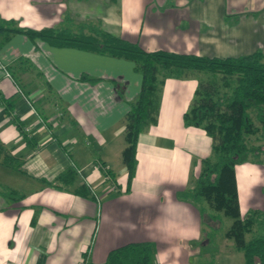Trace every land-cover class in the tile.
<instances>
[{"label":"crops","instance_id":"0c3cea01","mask_svg":"<svg viewBox=\"0 0 264 264\" xmlns=\"http://www.w3.org/2000/svg\"><path fill=\"white\" fill-rule=\"evenodd\" d=\"M0 19L35 30L98 22L144 51L219 58L264 53V0H0ZM18 57L31 65L16 70L27 100L4 75V66ZM132 67L21 34L0 47V95H14L13 114L24 130L0 105V145L22 159L19 171L0 163V264H77L82 258L101 264L111 249L132 242L154 245L153 264H188L189 243L201 239L202 220L177 193L210 153L209 137L182 123L198 75L163 80L156 123L137 136L126 190L122 120L140 86ZM81 73L100 81L80 82ZM261 164L235 166L240 214L259 210L249 192H257ZM68 166L77 175L61 186L54 180ZM82 183L89 198L77 193ZM8 190L13 193L3 197Z\"/></svg>","mask_w":264,"mask_h":264},{"label":"trees","instance_id":"16d2710c","mask_svg":"<svg viewBox=\"0 0 264 264\" xmlns=\"http://www.w3.org/2000/svg\"><path fill=\"white\" fill-rule=\"evenodd\" d=\"M73 27L35 30L18 27L12 20L0 19V47L12 35L21 34L29 40L39 39L54 47L74 48L132 62L133 71L140 75V86L122 120L125 145L120 157L125 167L126 190L134 176L137 136L147 125L156 123L163 80L198 75L191 102L182 114V123L201 129L209 137L210 153L200 160L197 174L177 193V198L195 207L201 218L207 211L212 222L218 219L217 213L228 217L231 222L223 236L242 254V264H264V234H251L246 238L255 227L264 228V210H248L244 216L240 215L235 178L236 165L263 161L259 155L264 156V53L256 49L246 55L219 58L164 50L144 51L136 43L104 31L98 22H78ZM22 63L30 65L25 58L18 57L4 66V70L14 84L15 94L26 98L17 76ZM76 80L100 81L85 73ZM43 86L46 87L45 83ZM15 100L14 95H0L4 114L21 130L13 114ZM28 103L36 111L37 103L31 100ZM261 138V143L254 144ZM0 163L19 171L22 159L12 156L0 145ZM102 174L108 176L117 190L111 172L103 168ZM75 175V168L68 166L54 181L61 186L71 185ZM11 193L13 190L1 195L7 197ZM77 193L84 198L90 197V190L83 183L77 186ZM153 253L154 245L149 242L126 243L111 249L101 264H153Z\"/></svg>","mask_w":264,"mask_h":264},{"label":"rangeland","instance_id":"374dc122","mask_svg":"<svg viewBox=\"0 0 264 264\" xmlns=\"http://www.w3.org/2000/svg\"><path fill=\"white\" fill-rule=\"evenodd\" d=\"M263 140L255 141L254 144L261 143ZM263 162L261 164V170L263 174L257 176L254 175V187L257 188V192L253 193V188L250 189L249 201L251 206L257 207L261 210L264 207V156L259 155ZM253 177V176H252ZM193 177L191 178V180ZM256 179V181H255ZM252 186V187H253ZM123 192V191H122ZM249 210L254 208H248ZM247 209V210H248ZM247 212V211H246ZM246 212H241V216H244ZM209 212H205L201 218L202 222V234L201 239L195 243H189V255L187 257L188 264H242V254L235 250L233 242L224 238L223 232L230 224L231 220L228 217H224L221 213L218 214V219L214 222L208 218ZM199 217V216H198ZM217 217V215H216ZM251 234L259 235L264 234V228L255 227L252 233L247 234L246 238Z\"/></svg>","mask_w":264,"mask_h":264},{"label":"built area","instance_id":"2783aa9c","mask_svg":"<svg viewBox=\"0 0 264 264\" xmlns=\"http://www.w3.org/2000/svg\"><path fill=\"white\" fill-rule=\"evenodd\" d=\"M4 75L8 78H10L9 74L4 70ZM104 179H107V176H104ZM86 260L83 258V259H80L79 262L77 264H85Z\"/></svg>","mask_w":264,"mask_h":264}]
</instances>
